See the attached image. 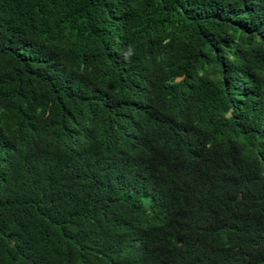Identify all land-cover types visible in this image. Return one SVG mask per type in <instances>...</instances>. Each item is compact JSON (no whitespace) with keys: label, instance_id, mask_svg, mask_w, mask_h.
<instances>
[{"label":"trees","instance_id":"16d2710c","mask_svg":"<svg viewBox=\"0 0 264 264\" xmlns=\"http://www.w3.org/2000/svg\"><path fill=\"white\" fill-rule=\"evenodd\" d=\"M0 264H264V0H0Z\"/></svg>","mask_w":264,"mask_h":264}]
</instances>
